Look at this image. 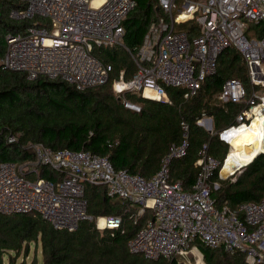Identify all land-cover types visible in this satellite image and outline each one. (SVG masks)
Segmentation results:
<instances>
[{
	"label": "built area",
	"instance_id": "2783aa9c",
	"mask_svg": "<svg viewBox=\"0 0 264 264\" xmlns=\"http://www.w3.org/2000/svg\"><path fill=\"white\" fill-rule=\"evenodd\" d=\"M21 9L10 12L13 21L45 20L25 31L6 37L2 66L9 72L61 79L79 91L103 86L111 81L113 67L93 54L96 48H113L123 43L124 22L136 9V0H19ZM166 16L153 23L137 53H130L138 72L131 81L113 82V90L125 108L141 112L139 104L126 100L133 93L144 99L169 102L166 88L186 89V98L196 96L208 77L216 74L220 55L227 48L237 49L245 59L251 80L257 85L264 74V37L249 33V24H263L264 0H159ZM194 25L197 35L180 29ZM222 105L246 104L235 124L214 132L213 119L204 116L197 125L218 135L230 152L221 161L210 154L208 144L199 152V173L191 191L182 182L171 181V165L186 157L190 148V126L182 123V141L173 144L161 168L150 179L116 170L107 157L89 151L53 150L43 145L32 148L36 161L18 165L0 164V214H36L58 230L75 232L88 214L87 185L108 188L111 198L123 200L139 209L151 210L154 219L129 241L132 254L147 260H185L194 255L195 264H205L199 244L227 253H244L247 264H264V196L260 202L237 208L219 207L213 190L219 189L214 176L228 180L245 167H235L229 175L222 171L233 151L232 134L248 130L264 114V96L253 92L247 99L243 83L227 80L219 94ZM15 138L11 137L10 142ZM264 152V151H263ZM38 166L60 174L57 182L38 178ZM99 231L117 230L119 216L95 220ZM189 258V257H188ZM184 264H193L185 261Z\"/></svg>",
	"mask_w": 264,
	"mask_h": 264
},
{
	"label": "trees",
	"instance_id": "16d2710c",
	"mask_svg": "<svg viewBox=\"0 0 264 264\" xmlns=\"http://www.w3.org/2000/svg\"><path fill=\"white\" fill-rule=\"evenodd\" d=\"M136 2V9L124 22L123 43L113 48H96L93 52L96 58L113 67L111 81L79 91L61 79L40 77L30 81L24 73L3 68L6 37L23 32L35 23L45 25V20L13 21L10 12L23 5L19 0L1 1L0 164L33 163L37 158L32 147L43 145L56 151H89L107 157L116 170L150 179L161 168L170 147L182 141V123L190 126V148L186 157L172 163V182H182L185 191L192 190L204 144L209 145L211 155L221 161L225 159L229 146L215 134L234 125L246 104L222 105L218 100L222 87L227 80H239L246 88L248 100L261 87L253 84L241 53L227 48L219 57L216 74L207 78L196 96L186 98V89L166 88L169 102H162L128 93L126 100L139 104L142 110L134 112L125 108L123 99L114 93L113 82L122 73L126 81L134 78L138 69L130 53L138 52L151 25L166 16L159 0ZM180 29L189 31L191 38L197 35L194 25L182 24ZM248 32L262 38L264 26L251 23ZM204 116L213 118L215 134L197 125V120ZM11 137L15 138L14 142H10ZM232 148L233 153L236 148ZM37 170L40 179L57 182L61 178L49 167L38 166ZM214 181L218 182L219 189L212 194L219 207L237 208L241 204L260 202L264 196V153L233 178L220 180L216 175ZM86 199L88 214L94 220L83 221L75 232L58 230L36 214H0V264H5L7 258L9 264H16V257L22 254L28 257L33 243L41 244L42 264H183L177 258L150 261L130 252L129 241L153 221L151 210L138 215L137 205L109 197L108 188L101 185H87ZM110 216L121 217V227L99 231L95 220ZM199 249L205 264H247L244 253L230 254L200 244Z\"/></svg>",
	"mask_w": 264,
	"mask_h": 264
},
{
	"label": "bare ground",
	"instance_id": "6f19581e",
	"mask_svg": "<svg viewBox=\"0 0 264 264\" xmlns=\"http://www.w3.org/2000/svg\"><path fill=\"white\" fill-rule=\"evenodd\" d=\"M236 143L240 144V147ZM231 144L237 146L238 150L234 153L242 154L244 148H249L252 152L251 156L233 155L231 153L230 160L222 171L224 176L229 175L235 167L248 165L258 154L264 151V114L258 116L248 130L244 129L232 134Z\"/></svg>",
	"mask_w": 264,
	"mask_h": 264
},
{
	"label": "rangeland",
	"instance_id": "374dc122",
	"mask_svg": "<svg viewBox=\"0 0 264 264\" xmlns=\"http://www.w3.org/2000/svg\"><path fill=\"white\" fill-rule=\"evenodd\" d=\"M186 2H187V0H180L179 5L182 6ZM256 81H257V86H260L261 87V89L258 91L259 94L262 95V96H264V74L263 73H259L258 74V78H257ZM236 145H238L240 147V144H237L236 143ZM237 150L238 149L236 148V151ZM229 152H230V149H229ZM241 153L243 154V156H245L248 153H249V156H251L249 149H246V150L242 151ZM242 154H240V155H242ZM233 155H239V154L238 153H233ZM12 257L15 258L16 255L13 254ZM188 257L185 260H181V259H178V260H179V262H182L183 264H184V262L186 260L189 261L190 263L195 264L194 255L193 254H190ZM24 261L26 262V264H42L43 257H42L41 244H38L37 245V244L33 243L31 245V250H30V254H29L28 257H26L24 254H22L20 257H16V264H22ZM5 264H9L8 263V258H7V261H6Z\"/></svg>",
	"mask_w": 264,
	"mask_h": 264
},
{
	"label": "crops",
	"instance_id": "0c3cea01",
	"mask_svg": "<svg viewBox=\"0 0 264 264\" xmlns=\"http://www.w3.org/2000/svg\"><path fill=\"white\" fill-rule=\"evenodd\" d=\"M197 1H198V0H197ZM179 2H180V0H179ZM179 6H180V5H179ZM179 28H180V26H179ZM209 118H212V117H209ZM212 119H213V118H212ZM213 126H214V124H213ZM232 146H234L235 148H237L236 145H232ZM246 149H249V148H244L243 151L246 150ZM249 151H250V149H249ZM251 152H252V151H250V154H251ZM233 153H234V152H233ZM239 155H240V154H239ZM241 156H243V155H241ZM245 156H246V155H245ZM253 161H254V160H253ZM253 161H252V162H253ZM252 162H251V163H252ZM251 163H249V164H251ZM249 164H248V165H249ZM248 165H246V166H248ZM246 166H245V167H246ZM245 167H244V168H245ZM244 168H243V169H244ZM243 169H242V170H243ZM230 173H231V172H230ZM240 173H241V171H240ZM238 174H239V173H238Z\"/></svg>",
	"mask_w": 264,
	"mask_h": 264
},
{
	"label": "water",
	"instance_id": "95a60500",
	"mask_svg": "<svg viewBox=\"0 0 264 264\" xmlns=\"http://www.w3.org/2000/svg\"><path fill=\"white\" fill-rule=\"evenodd\" d=\"M1 1H2V0H0V3H1ZM262 153H264V152H262ZM260 154H261V153H260ZM260 154H258V155H260ZM258 155H257V156H258ZM257 156H256V157H257ZM256 157H255V158H256Z\"/></svg>",
	"mask_w": 264,
	"mask_h": 264
}]
</instances>
